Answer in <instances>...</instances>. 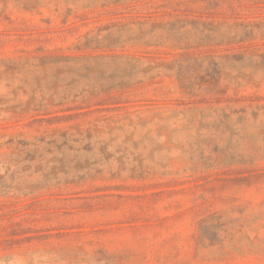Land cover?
Listing matches in <instances>:
<instances>
[{
	"label": "rangeland",
	"instance_id": "obj_1",
	"mask_svg": "<svg viewBox=\"0 0 264 264\" xmlns=\"http://www.w3.org/2000/svg\"><path fill=\"white\" fill-rule=\"evenodd\" d=\"M86 38L123 56L101 78L177 59L207 83L62 101L70 77L26 63ZM0 264H264V0H0Z\"/></svg>",
	"mask_w": 264,
	"mask_h": 264
},
{
	"label": "trees",
	"instance_id": "obj_2",
	"mask_svg": "<svg viewBox=\"0 0 264 264\" xmlns=\"http://www.w3.org/2000/svg\"><path fill=\"white\" fill-rule=\"evenodd\" d=\"M181 20H176L166 25V29L168 30L169 35H180L181 31L183 30V34L187 33L185 27L181 25ZM105 39L108 40V36H105ZM243 40V39H240ZM101 43L96 38H86L84 42L80 45L74 47L78 54H71V55H64L61 53H47L42 56L34 57L31 63H26L27 68L33 69L35 72L47 73L48 71H52L56 73V75H68L70 77V82L68 83L69 91H64L62 101L66 100L71 94L73 95L74 99H82L83 102L87 103L86 108H90L94 104L91 103V99L105 95L108 96L113 92H121L125 89H129L144 83V80L152 82L155 77H158L162 72L164 74L166 72H171L170 76H175L178 82V88L183 92L192 89H198L202 84L207 83V81H198V82H189L184 83L182 68L178 67L176 69L175 64L177 63V59H174L170 62H162L155 67H149L144 73H142L143 77L140 80H137L131 76H136L139 71H135L134 73H130L128 77H121L119 81H114L115 79L109 78H101L102 73H97V68L99 64L96 61L105 60V59H112L117 60L122 58L123 56H119L117 54H107V55H92V54H84V52L96 51L99 49H109L114 48L113 45H100ZM138 60V59H137ZM136 60V61H137ZM7 68V67H6ZM13 68V67H12ZM16 68L9 69L10 71H15ZM155 72V73H152ZM173 72V73H172ZM152 74V75H151ZM154 74V75H153ZM100 76V77H99ZM79 80L87 81L82 88L79 89L78 84ZM100 80V81H99ZM210 82V81H209ZM208 82V83H209ZM67 92V93H66ZM54 94H57L55 91ZM121 94V93H120ZM113 98L109 99L112 100ZM119 103V102H117ZM78 109H82L81 107ZM92 113V112H89ZM230 114H222L221 118L226 121L229 119ZM154 119H157L158 122L165 121L168 118L161 117V113H155L151 115L150 122ZM98 122L92 124L86 131L78 132L77 138H73V134L69 135L68 137L64 134L61 135L66 141H72L74 143H80L83 140L90 141L92 138V133L90 132V128L94 130L95 133H102V130L99 131ZM149 122H145L144 125L148 124ZM162 127H165L163 124ZM120 130H123V127H120ZM79 137V138H78ZM64 140V141H65ZM68 150L73 151L75 149L68 147ZM77 151V150H76ZM88 153L94 152L93 148L87 149ZM104 149L99 151V159L94 160L92 163H87V167L76 169L77 171L74 173L73 176H77L79 180L86 179L91 172H94L95 175H100L103 173L102 169H96L98 166H104L108 164V158L110 156L102 157ZM85 172L82 176L77 175V172ZM119 171V170H118ZM132 171V170H130ZM116 174H112L114 176Z\"/></svg>",
	"mask_w": 264,
	"mask_h": 264
}]
</instances>
